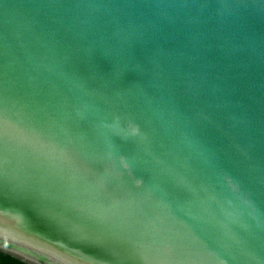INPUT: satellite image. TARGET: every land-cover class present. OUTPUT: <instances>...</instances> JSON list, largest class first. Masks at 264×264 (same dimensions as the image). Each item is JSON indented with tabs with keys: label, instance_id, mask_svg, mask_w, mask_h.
<instances>
[{
	"label": "water",
	"instance_id": "1",
	"mask_svg": "<svg viewBox=\"0 0 264 264\" xmlns=\"http://www.w3.org/2000/svg\"><path fill=\"white\" fill-rule=\"evenodd\" d=\"M0 254L264 264V0H0Z\"/></svg>",
	"mask_w": 264,
	"mask_h": 264
},
{
	"label": "trees",
	"instance_id": "2",
	"mask_svg": "<svg viewBox=\"0 0 264 264\" xmlns=\"http://www.w3.org/2000/svg\"><path fill=\"white\" fill-rule=\"evenodd\" d=\"M0 264H23V263L11 257L0 254Z\"/></svg>",
	"mask_w": 264,
	"mask_h": 264
}]
</instances>
